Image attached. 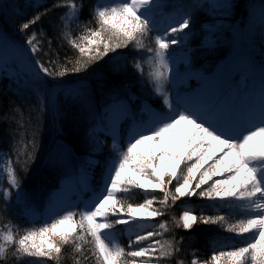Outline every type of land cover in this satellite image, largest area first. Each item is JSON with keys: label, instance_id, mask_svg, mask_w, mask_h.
Segmentation results:
<instances>
[{"label": "snow or ice", "instance_id": "obj_1", "mask_svg": "<svg viewBox=\"0 0 264 264\" xmlns=\"http://www.w3.org/2000/svg\"><path fill=\"white\" fill-rule=\"evenodd\" d=\"M0 90L10 94L0 112L16 157L0 185V223L19 221L0 235V264H60L65 245L79 256L90 244L97 264H184L175 229L196 216L185 211L168 241L131 228L139 214H162L154 202L185 195L238 201L246 213L227 224L241 243L203 264H264V0H0ZM89 176L102 187L87 203L54 195L69 181L75 195ZM137 188L143 202L131 200ZM40 210L41 226L25 227ZM117 225L135 250L111 246L125 234Z\"/></svg>", "mask_w": 264, "mask_h": 264}, {"label": "trees", "instance_id": "obj_2", "mask_svg": "<svg viewBox=\"0 0 264 264\" xmlns=\"http://www.w3.org/2000/svg\"><path fill=\"white\" fill-rule=\"evenodd\" d=\"M47 2L44 1L43 4H46ZM81 35L80 32H75L73 34L74 37H79ZM67 44V41L65 42ZM57 45H59V42H57ZM67 48L71 50L72 45L67 44ZM145 57H144V64L143 67L146 68L145 63ZM10 94L7 92H4L0 90V109L7 106L8 103V96ZM24 101L23 97L17 98V103H22ZM21 112L23 113V120H27L28 114L26 109H22ZM19 118V114H18ZM3 121V113L0 112V155L2 156V169H1V178L2 184L7 182L8 177V168L10 166H15L16 157L15 155H9V148L6 146L7 141L3 134V129L6 127V125L2 122ZM168 188L171 189V191H174V185H168ZM199 196L195 195L194 198L197 200ZM202 199H209V198H202ZM179 200H176L175 202L171 201V197L169 196V200L166 204H164L160 209L162 210V214L159 216L160 219L166 224L167 226V232L163 236L162 241H168L172 237L168 234L170 230L173 229V225L176 224L179 221L178 217V208L177 203ZM231 204H223V207H218L215 204H199L197 208L194 209V212L197 217V221L193 223V227L191 229H183L182 227H177L175 231L179 234L175 238L179 240L180 236H184L185 240L184 243V252L181 254L179 259L184 260V264H189L190 258H191V252L193 250H196V254H198L202 260L204 259H210L211 255L213 254L214 249H220L223 248L224 251L230 250L231 245L240 244V239L237 233H233L228 231L227 224H236L239 220H241L236 214L235 216H232L234 213H229L228 206ZM226 216L227 217V223H225L224 227H220L219 225H205L202 223L201 218L206 216ZM2 219V218H0ZM27 220V219H26ZM24 221L25 227H31L33 223H30L28 220ZM19 223L17 220H3V223H0V235L3 233L6 229H11L15 224ZM35 226L39 227L41 226L42 222H34ZM91 239V237H89ZM0 242H3L0 240ZM123 248L127 250V248L123 245ZM88 250L81 254L77 255L73 249L67 245L64 246V249L62 250V255L60 259V264H77L79 261V264H97L96 260V253L93 251L95 248V245H88ZM84 256H87V260L84 259ZM36 259H47V258H36ZM129 260L131 258H128ZM49 264H56L55 261H49Z\"/></svg>", "mask_w": 264, "mask_h": 264}, {"label": "rangeland", "instance_id": "obj_3", "mask_svg": "<svg viewBox=\"0 0 264 264\" xmlns=\"http://www.w3.org/2000/svg\"><path fill=\"white\" fill-rule=\"evenodd\" d=\"M145 63H146V68H144V71H145V73L147 74V72H149L150 71V68H149V62H148V57L146 56L145 57ZM252 80V82H251V85H249L248 86V88L249 89H251L252 91H255V90H257L258 88H259V86H260V81L259 80H256V78H252L251 79ZM255 83V84H254ZM254 84V85H253ZM195 104L196 103H198L199 101L195 98ZM185 127H187L186 125H181V128H185ZM259 139V138H258ZM138 151H141V152H143V151H146V146L145 145H140V146H138V149H137ZM211 163V162H210ZM170 162H165L164 160H160L159 161V167H158V171H160L161 173H167V172H169V170H170ZM178 172H179V170H178ZM198 175V174H197ZM219 178V176H217V177H214V179H218ZM143 182V181H142ZM209 183H211V182H209ZM207 185H205V186H202V187H206ZM102 187V186H101ZM100 187V188H101ZM88 188H90L89 186H88V177L86 178V180H85V183H84V185H83V187L80 189V190H83L84 192H86L87 190H88ZM99 188V189H100ZM98 189V190H99ZM90 190L92 191V189L90 188ZM141 190V189H140ZM160 189H155V190H151V189H149V190H147V191H159ZM190 190V189H189ZM120 191H122V189L120 190ZM142 191H145V190H142ZM91 193H93V195H95V193L96 192H90L89 194H91ZM81 193L78 191L75 195H73V186H72V183H71V181H69V183L68 184H66L65 185V188H64V190L62 191V192H60V193H54V195H58V196H60V197H62V198H64V197H70V199L67 201L69 204H71V203H75V202H77V200H78V198H80V195ZM185 196H187V197H189L188 195H185ZM193 196H195V195H193ZM124 197L125 196H123V194H121V198L122 199H124ZM198 199H202L201 197H198ZM226 199H230V198H226ZM216 200L219 202L218 204H223V203H221L220 202V200H219V198H216ZM87 203V202H86ZM231 204H233V205H235V206H237L238 208H240L239 207V202L237 201V202H232ZM47 217L45 216V219H46ZM44 219V220H45ZM135 219L136 220H138V221H140V223L138 224V226L140 227V230L139 231H137L138 233H140V232H142L143 230H146L150 225V223L153 221V219H154V217H148V216H146V215H143V214H139V215H137L136 217H135ZM64 227H68L67 225H65ZM63 230V229H62ZM136 233V232H135ZM126 234H128V231L126 232ZM146 243H148V242H146ZM114 244H116V240L114 241ZM113 246V245H112Z\"/></svg>", "mask_w": 264, "mask_h": 264}]
</instances>
